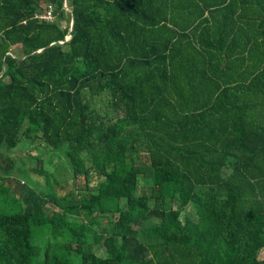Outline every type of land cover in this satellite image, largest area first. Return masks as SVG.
Wrapping results in <instances>:
<instances>
[{
  "label": "trees",
  "instance_id": "1",
  "mask_svg": "<svg viewBox=\"0 0 264 264\" xmlns=\"http://www.w3.org/2000/svg\"><path fill=\"white\" fill-rule=\"evenodd\" d=\"M34 139L95 185L24 179L47 178L40 151L7 155ZM0 155V264H264V0H0ZM217 204L233 241L210 237Z\"/></svg>",
  "mask_w": 264,
  "mask_h": 264
},
{
  "label": "rangeland",
  "instance_id": "2",
  "mask_svg": "<svg viewBox=\"0 0 264 264\" xmlns=\"http://www.w3.org/2000/svg\"><path fill=\"white\" fill-rule=\"evenodd\" d=\"M42 7L41 1L36 4L35 8L40 13ZM70 23L67 18H65L63 21L59 22L60 27L65 30L66 36L68 35L69 29H70ZM66 38V37H65ZM13 52L15 56H20V50L18 47H13ZM96 102V100H95ZM136 127V121L132 120H119L117 121V129L123 132H128L131 129H135ZM97 132L93 133L91 135L92 140H96L97 138ZM28 142L31 144L30 146L25 145V149L19 147L17 150L13 153H9L7 157L11 160L12 163L10 165V162H4L10 166H14L16 168L25 167L26 169H29L33 161L29 158H27L26 153L29 152L30 155L34 156L38 151H40L41 157L43 158L40 160L41 165L43 166V171L47 174V178L44 179L41 175H28L26 174L24 176V179L26 180H36L39 183H41V189H50L51 193L57 197L58 199H62L64 201H67L68 197V191L73 190L74 195H78V193H85V189L87 187L91 188L95 185L97 182L96 175L93 171L90 172L88 179H84V177H79L77 180H74L70 177L69 173V166L66 158L63 154V149H54L50 145L44 144L43 141H37L34 139L33 141ZM109 144L111 146H119L120 140L119 139H112L109 141ZM4 154V153H3ZM3 155H0V158ZM5 156V155H4ZM6 157V156H5ZM5 157L0 159V164L2 159H6ZM4 161V160H3ZM7 161V160H6ZM87 166L89 164L87 163ZM124 181L128 186H136V193L140 194L142 193V190L148 191L149 188V182L144 179L142 176L134 177L131 173H127L124 176ZM87 186V187H86ZM155 191V190H154ZM172 192L171 184H167L163 187L162 190H160V194L162 195H168L170 196ZM78 199L79 197L73 196L71 199ZM152 202H154L152 200ZM150 202V203H152ZM186 212L192 213L190 207H187L185 209ZM211 222H212V228L210 230V237L213 239V241L217 244L225 243L233 241L235 238V235L237 233V225H238V219L237 215L231 214L228 208L223 205L220 206L217 204L215 206L210 215H209ZM85 222V221H84ZM55 230L56 236L62 237L65 236L64 233L60 232L57 229ZM89 240L92 241L93 237L92 235H89ZM259 259H264V248L260 250L259 252Z\"/></svg>",
  "mask_w": 264,
  "mask_h": 264
},
{
  "label": "built area",
  "instance_id": "3",
  "mask_svg": "<svg viewBox=\"0 0 264 264\" xmlns=\"http://www.w3.org/2000/svg\"><path fill=\"white\" fill-rule=\"evenodd\" d=\"M44 13L40 14V15H36L35 18L44 21V22H53L55 21V14H54V5H52L51 3H46L44 5ZM64 10L67 13H70V9L67 7V5L64 3ZM69 41V40H68Z\"/></svg>",
  "mask_w": 264,
  "mask_h": 264
},
{
  "label": "water",
  "instance_id": "4",
  "mask_svg": "<svg viewBox=\"0 0 264 264\" xmlns=\"http://www.w3.org/2000/svg\"><path fill=\"white\" fill-rule=\"evenodd\" d=\"M72 28H73V20L71 19V23H70V29H69V32H68V35L66 36V38H65V41H68L69 39H70V33H71V31H72ZM42 50H39V51H37V52H41Z\"/></svg>",
  "mask_w": 264,
  "mask_h": 264
}]
</instances>
